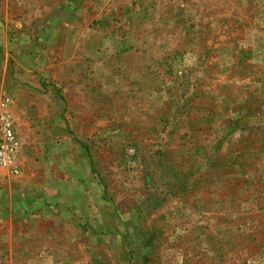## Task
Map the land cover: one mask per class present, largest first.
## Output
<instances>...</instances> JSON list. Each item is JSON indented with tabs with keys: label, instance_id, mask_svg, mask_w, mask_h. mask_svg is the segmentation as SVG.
Here are the masks:
<instances>
[{
	"label": "rangeland",
	"instance_id": "rangeland-1",
	"mask_svg": "<svg viewBox=\"0 0 264 264\" xmlns=\"http://www.w3.org/2000/svg\"><path fill=\"white\" fill-rule=\"evenodd\" d=\"M0 94L102 186L0 170V264H264V0H0Z\"/></svg>",
	"mask_w": 264,
	"mask_h": 264
},
{
	"label": "crops",
	"instance_id": "crops-1",
	"mask_svg": "<svg viewBox=\"0 0 264 264\" xmlns=\"http://www.w3.org/2000/svg\"><path fill=\"white\" fill-rule=\"evenodd\" d=\"M11 109H12L11 113L19 109L18 104L14 102ZM46 121L48 122L49 118H46ZM65 128L66 127L63 126L61 123H58L57 126H53L52 129H48L47 131L42 130V134H40L38 138L37 137L34 138V141L32 142V145L34 147H33V150L30 152V150L28 149V145L31 144V142L24 141V139L20 137L19 132H18L20 130H18L15 120H14L15 133L21 142V149L17 157V166L19 168V173L17 175H12L8 171L2 170V169L0 170H2L6 175L18 177L20 173L22 172L23 167L25 166L24 161L26 160H29V164H35L37 163L38 160H40V162L43 163L44 165L51 166L50 169L54 171H58L57 169L58 166H64L65 168L67 167L69 168L68 172L65 173L66 169H64L63 173L65 176L67 175V177L70 175L71 178H75L77 176L76 171L82 170L83 178L81 180L87 185L88 191H89L87 194V197H91V199H93V196L94 195L96 196L98 194V191H101L102 186L100 184L98 186V183H94L93 181L90 180L91 179L90 170L86 168V166L90 167V163L88 162V157L86 154L85 146L75 147L73 145L77 163L71 162L70 167H68V163L66 161H68V159L70 158V153L67 154L66 152H64L66 145H68L66 141L69 142V140H67L65 137V132H64ZM48 134H51L53 137L48 138ZM63 136H64V139H62ZM73 159L74 157H72V160ZM81 167L83 168L81 169ZM51 182H54V180L52 181L47 180V182H45L43 187H39V188H34L33 186H29L27 182L26 183L21 182V184L26 185V187H24L26 192H28L27 194L28 196L26 197V199L30 200L31 204L33 201L41 204L42 201L45 199V197H47L48 195V194H43L44 190H46L47 184H51ZM93 185H95L98 190L92 191ZM9 187L11 189L12 186H9ZM30 191H33L34 193H36L37 196L35 194L33 195L29 194ZM96 191L97 193L95 194ZM38 193H41L42 195L38 197ZM56 208H61V207L59 205ZM46 212L43 211V213H46Z\"/></svg>",
	"mask_w": 264,
	"mask_h": 264
},
{
	"label": "built area",
	"instance_id": "built-area-1",
	"mask_svg": "<svg viewBox=\"0 0 264 264\" xmlns=\"http://www.w3.org/2000/svg\"><path fill=\"white\" fill-rule=\"evenodd\" d=\"M12 105L13 100L10 96L0 94V169L17 175L19 173L17 157L21 142L14 129Z\"/></svg>",
	"mask_w": 264,
	"mask_h": 264
}]
</instances>
